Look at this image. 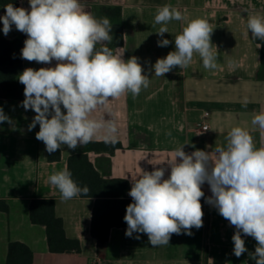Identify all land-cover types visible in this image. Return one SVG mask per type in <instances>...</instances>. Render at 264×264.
Returning <instances> with one entry per match:
<instances>
[{"label":"crops","instance_id":"0c3cea01","mask_svg":"<svg viewBox=\"0 0 264 264\" xmlns=\"http://www.w3.org/2000/svg\"><path fill=\"white\" fill-rule=\"evenodd\" d=\"M80 4L83 11L94 16V7L121 8L124 44L114 54L123 55L125 60L137 57L143 74L150 78L149 86L138 95L126 93L110 99L106 107L92 113L96 119L115 122V141L122 144L112 154H88L105 178L127 180L130 189L132 178L143 171L164 168L167 178V162L173 159L177 148L184 145L187 154L198 149L211 152L216 146L226 145L228 132L237 126L250 132L257 148L264 146L261 131L251 124L253 115L264 110L261 46L252 39L251 32L245 35L248 17L264 14V0H80ZM163 5L176 8L184 19L155 24V15ZM18 7L30 10L28 0H20ZM4 14L5 9L0 6V16ZM197 18L206 20L213 29L211 41L217 67L206 69L199 55L194 54L188 67L176 66L164 76H156L152 65L175 50V36ZM162 26L168 28L162 38L172 41L166 47L157 45L161 37L156 32ZM2 28L0 21V35L7 40L25 35L13 25L5 36ZM116 30L112 26V38ZM55 64L56 61L42 64L23 59L24 69L38 70ZM144 102L157 107L153 118L159 123L149 127L150 137L139 130V121L148 118L143 116ZM0 107L12 120L11 124L0 123V199L9 205L8 213L0 210V264H6L10 242L26 244L34 253L33 264H255L249 256L257 246L255 239L242 237L248 251L237 258L233 254L234 227L209 204H202L203 226L192 228V235L183 231L172 234L168 245L153 247L146 234L127 237V226L113 227L99 252L91 232L96 199L77 196L63 200L48 182L51 174L68 169L69 157L79 153L84 145L75 150L63 145L60 160L50 161L45 144L36 139L39 125L28 130L36 113L26 111L20 102L11 99H0ZM205 113L209 116L205 117ZM204 123L209 125L208 131H202ZM91 141H105L103 133ZM202 190L207 197L212 195L207 183ZM33 199L55 201L66 236L80 241L81 253L50 252L45 227L30 220ZM137 235L139 239L135 238Z\"/></svg>","mask_w":264,"mask_h":264},{"label":"clouds","instance_id":"9594fccd","mask_svg":"<svg viewBox=\"0 0 264 264\" xmlns=\"http://www.w3.org/2000/svg\"><path fill=\"white\" fill-rule=\"evenodd\" d=\"M30 10L4 6L0 16L3 34L15 29L27 39L20 56L29 62L51 64L38 70L26 68L18 80L24 85L22 107L33 110L28 130L39 125L36 139L42 141L51 154L66 145L69 149L86 145L103 133L106 142H115L117 127L114 121L96 119L92 113L106 107L110 99L126 93L138 95L150 84L143 74L138 58L128 60L116 55L102 42L110 43L112 24L108 17L97 18L82 10L80 0H28ZM182 13L171 5L161 6L155 15V24L166 25L171 20H183ZM247 36L264 41V14H252L246 23ZM213 29L204 19H194L174 38L175 50L158 58L152 69L156 76H164L174 67L186 68L198 54L206 69H215L216 52L211 41ZM161 39L159 47L172 41L163 39L168 28L156 32ZM12 120L0 107V123ZM264 137V110L253 115ZM226 145L216 146L211 152L195 150L187 154L182 145L170 160V175L164 168L143 171L132 178L128 195L132 203L126 206L125 235L143 233L153 246L168 245L172 234L192 235L191 229L203 226L201 198L202 185L210 186L211 196L206 202L235 227L232 236L233 254L239 258L248 249L243 236L257 242L249 253L255 264H264V146L257 148L250 132L233 127L226 136ZM48 182L61 194L63 200L77 196L87 197L90 189L78 186L67 169L55 172ZM139 239L140 236L135 237Z\"/></svg>","mask_w":264,"mask_h":264},{"label":"trees","instance_id":"16d2710c","mask_svg":"<svg viewBox=\"0 0 264 264\" xmlns=\"http://www.w3.org/2000/svg\"><path fill=\"white\" fill-rule=\"evenodd\" d=\"M19 1L0 0V6L4 8L6 4L11 3L18 7ZM94 13L96 17H108L112 26L117 27L112 41L106 46L113 52L116 48L123 46L121 8L94 7ZM26 39V34L14 40H7L0 35V99H11L20 103L25 99L24 85L19 82L18 76L24 70L20 52ZM255 41L261 46V79L264 80V41L259 39ZM100 47L102 46L98 44L97 48ZM120 148H122V144L116 141L114 143L90 141L82 147L79 153L68 159V170L72 173L73 180L77 182L78 186L86 185L90 189L87 197H80L96 199L91 232L97 241L99 252L108 242L111 228L127 226L124 221L126 206L133 201L128 197L129 182L124 179L105 178L99 168L90 162L88 154L90 152L112 154ZM60 158V149L49 154L48 157L50 161H58ZM206 198L205 194V197L201 198V204H208ZM0 210L9 212V205L5 200L0 199ZM30 220L33 224L45 227L51 253L82 252L80 241L66 236L64 221L57 216L53 199H33L30 203ZM235 231L234 227V233ZM242 237H244L243 234ZM33 262L34 253L26 244L9 243L6 264H33Z\"/></svg>","mask_w":264,"mask_h":264},{"label":"rangeland","instance_id":"374dc122","mask_svg":"<svg viewBox=\"0 0 264 264\" xmlns=\"http://www.w3.org/2000/svg\"><path fill=\"white\" fill-rule=\"evenodd\" d=\"M142 108H143V116L148 117L147 119H143L142 121H139V130L145 132V134L147 136L150 135L151 133V129L149 130L150 126L156 125L157 123H159V121L156 118L155 115L157 114L156 112V105L154 103H143L142 104ZM145 135V136H146ZM150 137V136H149ZM153 136H151L152 138ZM155 138V137H153Z\"/></svg>","mask_w":264,"mask_h":264},{"label":"built area","instance_id":"2783aa9c","mask_svg":"<svg viewBox=\"0 0 264 264\" xmlns=\"http://www.w3.org/2000/svg\"><path fill=\"white\" fill-rule=\"evenodd\" d=\"M209 116V113H205V117ZM209 130V125L204 123L202 124V131H208Z\"/></svg>","mask_w":264,"mask_h":264}]
</instances>
